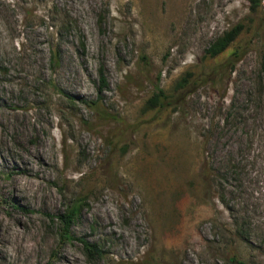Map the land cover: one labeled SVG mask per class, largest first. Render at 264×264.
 <instances>
[{"label":"rangeland","instance_id":"374dc122","mask_svg":"<svg viewBox=\"0 0 264 264\" xmlns=\"http://www.w3.org/2000/svg\"><path fill=\"white\" fill-rule=\"evenodd\" d=\"M256 2L0 0V218L29 236L23 264H264Z\"/></svg>","mask_w":264,"mask_h":264},{"label":"trees","instance_id":"16d2710c","mask_svg":"<svg viewBox=\"0 0 264 264\" xmlns=\"http://www.w3.org/2000/svg\"><path fill=\"white\" fill-rule=\"evenodd\" d=\"M249 1H251V3H253V6H256L258 3V2H256V0H249ZM242 29H243V26L240 24H237L233 28L222 33L213 42H211L209 44V46L205 49L206 55L214 58V57L220 55L221 53H223L234 42V40L239 36ZM236 55H237V53H235L230 58H228L225 61V63L223 64V67L225 65H228V66L230 65V67H233L234 60L232 58ZM262 72L264 73V66H263ZM99 77L101 80V84L98 88H99V91H102V89H104L107 86L102 69H99ZM186 84H188V81H187V79L183 78L177 83L176 89L184 88L186 86ZM165 99H167V95L162 90L159 89V90H157V93H155L148 100V106L149 107L161 106ZM77 211H78V205L75 204L73 207H71V210L66 215L59 216L60 223L62 224V226L66 232L69 229L74 217L76 216ZM82 243L86 248L89 247V248H93L94 251L96 250V247L89 244L87 241H82ZM237 263L238 264H244L242 262H237Z\"/></svg>","mask_w":264,"mask_h":264},{"label":"bare ground","instance_id":"6f19581e","mask_svg":"<svg viewBox=\"0 0 264 264\" xmlns=\"http://www.w3.org/2000/svg\"><path fill=\"white\" fill-rule=\"evenodd\" d=\"M25 169H27V168L25 167ZM15 180L16 179L14 178V181ZM28 180L24 181V183H20L19 181L16 180L15 188H17L18 190H21V191H25V189H27V190L32 189L33 188L32 185L34 183L32 184L31 183L32 181L29 182ZM35 187H36V185H35ZM16 220H17L18 224L19 223L22 224V219L19 220V218L17 217ZM21 232L19 233L17 230L14 229V227H11V224H8V222H6V221H4V219L0 218V251H3L4 257H5V255L10 256L15 261L18 259L20 261V264H23L24 260H27L28 257L30 256V254H32L33 247L31 244H29V238H28L29 236L27 237V235L25 236L23 233L21 234ZM61 257H62V259H61V262L59 264H73L74 259L69 258L67 254L63 253V254H61Z\"/></svg>","mask_w":264,"mask_h":264}]
</instances>
